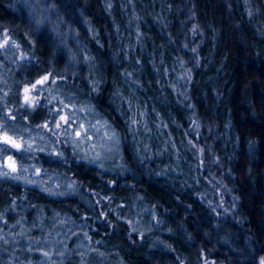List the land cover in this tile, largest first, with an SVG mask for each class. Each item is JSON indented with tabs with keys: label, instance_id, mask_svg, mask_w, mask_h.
I'll return each mask as SVG.
<instances>
[{
	"label": "clouds",
	"instance_id": "clouds-1",
	"mask_svg": "<svg viewBox=\"0 0 264 264\" xmlns=\"http://www.w3.org/2000/svg\"><path fill=\"white\" fill-rule=\"evenodd\" d=\"M258 77L264 0H0V264H264Z\"/></svg>",
	"mask_w": 264,
	"mask_h": 264
},
{
	"label": "trees",
	"instance_id": "trees-1",
	"mask_svg": "<svg viewBox=\"0 0 264 264\" xmlns=\"http://www.w3.org/2000/svg\"><path fill=\"white\" fill-rule=\"evenodd\" d=\"M240 75H241L240 69L237 68V69H236V76H237L238 79L240 78ZM257 79H260L261 86L264 87V78L258 77ZM261 123H264V121H261ZM135 264H143V261H141V260H136V261H135Z\"/></svg>",
	"mask_w": 264,
	"mask_h": 264
}]
</instances>
